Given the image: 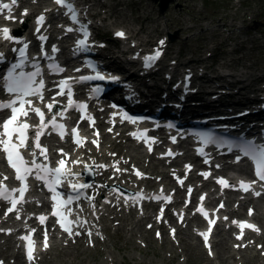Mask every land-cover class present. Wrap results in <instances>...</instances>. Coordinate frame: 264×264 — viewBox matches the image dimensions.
<instances>
[{"label": "snow or ice", "instance_id": "1", "mask_svg": "<svg viewBox=\"0 0 264 264\" xmlns=\"http://www.w3.org/2000/svg\"><path fill=\"white\" fill-rule=\"evenodd\" d=\"M35 2V0H34ZM53 2L59 7L63 8L66 11L64 12V15L69 18V20L73 24L79 25V28L73 29L72 27L65 28V32H73L79 31L83 35V39H79L76 42V51L84 50L88 47V37L89 32L87 29V25L81 24L78 19V12L74 6V4L71 2V0H53ZM18 3V0H11V3H0V13L4 12L5 10H8L11 12V9L14 5ZM47 11V10H45ZM23 16H27L28 12L25 9L22 13ZM6 19L8 20H14L15 18L11 15L6 16ZM23 21H21L22 23ZM46 22V16L41 13L39 16L36 17V25L35 33L39 34L37 35V39L41 41V54L47 58L52 59L54 61V57L49 56L47 52L44 51L43 48V42L48 39L47 36L40 34L42 27H44ZM0 32L3 34V40L4 41H10L15 43H22L23 47H20L18 49L20 61L18 63L12 64L11 68L8 70L7 75L4 76V89L7 91V93L14 95V98L7 102H0V110H10V115L7 119H5L2 124H0V151H2L5 154V158L7 161V164L9 167H11L15 172V179L20 182V187L16 189L9 190L2 181H0V200L7 201L10 203V207L7 208L4 215L7 216L9 213H12L17 210V206L25 202V194L28 191V178L30 176H34L37 181H41L44 186L48 189V191L52 194L51 200L52 203V210L51 215L54 217H57L56 223L59 224L60 228L68 235V236H79V232H74L72 225L76 223H80L79 221H75L69 218V215L71 214V208L69 207L74 201L80 199V190L86 189L91 187V185H88L86 183H71L69 185L71 192L75 193V195H67L65 198L61 192L57 191L58 186H60L63 183V180L68 178L69 176H75L76 174L72 173L70 169L66 167V159L61 158L58 161V164L56 167H49L46 163H38L37 159L35 158L37 153L33 150H39V155L44 157V160H47V149L43 148L40 140L41 137L45 134V130L51 127L52 130L58 131L61 139L65 136L64 128L65 126L63 124L57 123L56 116L53 115L51 119L47 120L45 119V114L39 107H35L33 104V100L31 97H35L41 102L44 101V95L43 90L45 89V83L43 79H37L38 77H41V68L38 63L33 64L32 66L35 68V71L31 72H25L22 69L25 66V61L28 59L26 53L27 49L29 47L28 42H24L20 39H17L14 35L10 34L11 30L7 27H4L0 29ZM116 37L123 38L125 37V33L123 31H118L115 33ZM165 41L161 40L159 41L160 45H164ZM101 47L103 45H100ZM13 51H17V49H13ZM59 49L56 48L55 45H53L51 52L56 53ZM162 52L160 50H156L154 54L146 56L144 58L145 61V67H151L153 64L161 57ZM0 59H3V53H0ZM49 69L53 71L54 73H60L64 71L58 64L55 62L48 65ZM88 67L92 68L93 71H95V66L89 64ZM20 69V71H17ZM76 71H79L77 69ZM72 77H69L67 79L61 80L58 84L59 92H57V95L64 96L67 95V105L65 110L75 108L78 111H80L82 114L86 113L87 105L85 103H76L73 100V93L71 89V85L69 83L70 80H72ZM81 82L87 81V80H104L105 77L101 75L99 72H96L94 76H87V77H80L79 78ZM112 80H117V77H111ZM189 79V77H186V80ZM94 92L100 91L99 88L94 89ZM55 97H53L52 103H47L45 107L49 112H52L55 105H56ZM115 107V105H113ZM29 112H33L36 114V116L39 117V125L36 127L35 133H34V140L32 143L29 142L28 137V130L31 125H29L26 120H22L21 118H27L29 116ZM81 119H87L90 123L94 124V121L91 117L82 115ZM124 119L131 120V122L135 123L136 121L128 117L127 115L124 116ZM171 127V125H169ZM111 131V129H109ZM71 135L75 138L74 142L77 145L82 146L84 143V140L79 138L78 136V130L76 128H73L71 130ZM96 135L98 136L99 133L97 132ZM135 135V134H134ZM201 141L205 144L208 143H216L214 137H212L210 134H200ZM15 138V139H14ZM138 139H143L144 136L141 134L140 136H137ZM173 142H175V137L172 138ZM94 144H97V141H92ZM146 143H148V140H145ZM230 148L232 146H229ZM235 147H238L240 152L243 153L244 156L248 157L255 166V176L258 178L260 182H264V145H258L255 144L252 141L243 142L241 144L235 145ZM21 150H24L26 152H29L33 159L31 161H28L25 159L24 155L22 154ZM151 147H149V151H151ZM201 153H203V149L201 148L199 150ZM60 154L62 157H66L67 154L63 152V150H60ZM171 155V152L168 153ZM240 160V157L237 156V161ZM207 162V161H206ZM73 163H80V161H73ZM89 166L85 165V168L87 169ZM98 167H104V165H99ZM116 172H120L121 169L116 167ZM135 175L137 177H141L142 173H140L138 170L135 171ZM202 175L205 176V178L208 177L209 173H202ZM4 180H7L8 177H4ZM220 185L223 187H229L230 185L226 180L223 178L219 179L217 181ZM256 181H252V183H255ZM181 184H183V181H180ZM252 183L247 182H240L239 187L247 192L250 190ZM189 193L191 192V189L188 190ZM261 193L256 192L255 195L259 196ZM143 195L138 193L133 199L134 201H138L140 199H143ZM90 199V198H89ZM153 199H163L168 200L170 202V197L165 196H158L153 197ZM201 200L204 199L202 196L200 198ZM125 201L127 202V197H125ZM220 207H223V204L220 205ZM198 212L202 213L204 217L207 219L208 213L202 208L197 209ZM163 212V209H161V213ZM252 214V210H249V215ZM17 219H20V216L17 215ZM48 219L47 216L41 215L38 217L39 223L44 224L45 221ZM233 223H236L233 221ZM208 224L210 225L207 232L200 233V235L204 239L205 246L209 248V255H211V247L208 244L209 240V234L211 232V226L215 224L214 220L209 219ZM151 227V225H149ZM240 227V235H238L236 238L237 240H240L243 238V232L244 229H251L253 231H259V229L256 228L255 225L249 224L246 222H241L239 224ZM0 231H3L0 229ZM35 231L34 229L32 230ZM173 235L175 233V229L172 230ZM91 232L88 233V236L91 237ZM160 234L157 233V236ZM21 240L26 242V249H27V259L29 262L34 261L35 256V243L32 239L31 234L25 235L20 237ZM43 246L45 249L48 248V235L47 231L44 232V243ZM237 247H240V245H236ZM0 264H3L2 261H0Z\"/></svg>", "mask_w": 264, "mask_h": 264}, {"label": "rangeland", "instance_id": "2", "mask_svg": "<svg viewBox=\"0 0 264 264\" xmlns=\"http://www.w3.org/2000/svg\"><path fill=\"white\" fill-rule=\"evenodd\" d=\"M126 3L132 1V0H125ZM135 3H138L139 1L135 0ZM178 1V3H181L180 7L173 8L172 11L175 14L182 13L183 15V24L178 26L174 25V28L172 31H177V35L175 39L172 41V47L171 49L175 48V46L178 43L179 36H183L185 34H192L196 32V30H199L200 27L203 25H206L208 29L205 30L206 32V42L208 43V46L211 45L212 41L217 40L219 37H210V30L212 27H214V24H219L221 28L225 27L227 23H234L236 20H240V23L237 24L238 26L245 25L242 28H236L231 29V31L236 35V37L233 36V34H228V36L224 37L227 39V48L231 49L232 47H236L238 42L244 40V42H240L241 44L246 45L245 49L243 50V53L245 55H249L250 57H253L251 54L255 51V48L250 47L251 39L256 41L257 45H259L260 41H264V37H260L259 34H257L254 30L257 29H264V0H175ZM246 2L247 5H250V8H246L242 2ZM212 3V5H211ZM189 6L188 13H183V7ZM152 6L148 5L147 8H150ZM125 8H123V11ZM199 12L204 15L203 19L208 18L206 21L201 20V22H198V28L192 29L191 31L184 32L182 30V27L184 26V21L192 23V13ZM121 11H119L120 13ZM163 15H160V18ZM174 16V14H172ZM223 17V18H222ZM212 18V19H211ZM251 19H256V23L248 25V22ZM214 22V24H213ZM235 24V23H234ZM234 26V25H232ZM249 27L248 30H250V34L245 35L244 31L245 28ZM201 29V28H200ZM109 31V30H108ZM239 31V32H238ZM230 53V52H229ZM256 55V53H253ZM264 64V59L257 62L258 66H262ZM143 228V226H142ZM112 230H110V233ZM147 235L145 237H138V239L141 241V239H144L145 241H148V247L147 248H126V249H116V248H110L111 254H113L114 261L111 262L108 260L107 264H205L203 257L205 258V254L202 255L201 258L199 254L194 251H196L195 246H185V249L187 250V253L184 254V250L181 249V247L176 246L174 247V251H169L168 245L163 242V245L159 246L158 243L154 242V239L152 238V235L149 231L146 232ZM193 239V238H192ZM126 240L125 235L123 233L122 238L120 239V242H118L120 245H122V242ZM184 246V245H183ZM140 247V246H139ZM190 248L192 250H190ZM98 249H90L86 250L81 245H72L65 247L64 251L60 253L59 255H64V253L69 254V259L74 257L76 261L81 260V258L84 260L83 263L78 264H103L102 260L107 259L108 253L104 252L97 253ZM169 254H176L175 259H171L169 261ZM186 254L189 255V257H186ZM49 257L46 260L49 264H72L70 262L61 263L58 258L59 256L56 253H49ZM57 255V256H56ZM93 256L92 260H89V257ZM109 258V257H108ZM188 259V261H187ZM255 261V260H250ZM261 261V260H260ZM216 260H214L213 264ZM249 264H255L253 262H250ZM259 264H264V260L261 261Z\"/></svg>", "mask_w": 264, "mask_h": 264}, {"label": "bare ground", "instance_id": "3", "mask_svg": "<svg viewBox=\"0 0 264 264\" xmlns=\"http://www.w3.org/2000/svg\"><path fill=\"white\" fill-rule=\"evenodd\" d=\"M25 23L29 25V17L26 18ZM247 85L249 86V83H247ZM135 160L137 162H141L142 156L141 155H135ZM122 224H123V226H125L124 222ZM107 227L108 226L105 225L104 229H107ZM190 237H191V234H190ZM227 240L228 239L226 237H224L220 241L219 244L216 243L215 246H214L215 247V249H214V251H215L214 258L216 259V264H249L250 262H253L255 264H259L260 263V261H257L258 258H257V260H255V257L252 254H250V252H248L246 250L244 251V253H242L241 257L236 258L235 257V253L230 250ZM166 242L168 244H170V242H168V241H166ZM182 243H184L187 247L191 246V245L192 246L194 245L196 247V251H194V253L197 252L201 258L203 257L202 256L203 255L202 254V250L200 251V247L198 245H196V244H192L193 242L189 241V238L186 239V240H183ZM116 247L118 249L120 248V246H116ZM123 247H125V245H123ZM171 248H173V246H171ZM56 249H58V248H56ZM184 250H186V249H184ZM190 250H192V249L190 248ZM60 260L64 261L65 258L63 257ZM203 260H204L205 264H213V262H214V259L206 258V257L205 258L203 257ZM239 260H241V261H239ZM250 260H255V261H250ZM70 262L72 263V259H70ZM72 264H77V263L73 262Z\"/></svg>", "mask_w": 264, "mask_h": 264}]
</instances>
